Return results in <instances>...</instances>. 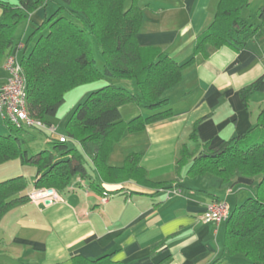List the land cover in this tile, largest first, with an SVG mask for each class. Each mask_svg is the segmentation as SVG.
Returning <instances> with one entry per match:
<instances>
[{"label":"crops","instance_id":"1","mask_svg":"<svg viewBox=\"0 0 264 264\" xmlns=\"http://www.w3.org/2000/svg\"><path fill=\"white\" fill-rule=\"evenodd\" d=\"M219 1L135 0L142 11L138 45L159 48L176 63H185ZM261 7L264 0L254 4L251 24H259ZM44 13L39 9L30 18L39 21ZM240 14L250 21L244 9ZM0 70L1 84L7 76L3 62ZM263 74L264 39L249 40L238 51L209 48L207 56H195L180 82L164 93L169 117L131 132L123 124L149 113L137 104L120 107L123 126L114 130L116 140L106 162L121 167L126 156L140 154L139 167L147 181H103L87 157L86 177H74L63 190H56L59 202L24 200L3 215L0 264H70L74 256L93 260L106 255L121 264H246L224 246L225 222L203 223L200 216L213 200L226 202L232 210L254 191L259 178L235 177L224 184L211 175H188L191 160L179 172L176 166L182 146L197 154L204 144L214 146L253 132L264 108V91L252 94L245 106L240 91ZM118 85L138 91L129 82ZM11 163L13 167L0 173V181L23 177L26 187L17 195L23 197L34 187L36 170L19 160L1 167Z\"/></svg>","mask_w":264,"mask_h":264},{"label":"trees","instance_id":"2","mask_svg":"<svg viewBox=\"0 0 264 264\" xmlns=\"http://www.w3.org/2000/svg\"><path fill=\"white\" fill-rule=\"evenodd\" d=\"M49 2L53 11L47 15ZM249 3L250 0H220L214 17L197 37L191 59L178 64L159 48L138 45L136 37L142 25V11L135 0L127 7L126 0H17L15 3L0 0V65L2 62L4 65L7 56L16 57L18 51L26 50L34 39L28 55L17 61L25 79L27 114L43 126L32 128L49 134V148L31 156L25 148L29 133L24 126L16 127L3 120L9 134L0 137V167L14 160L31 165L36 170L34 187L57 191L63 190L74 177H86L87 157L103 181H147L139 167L140 154L126 156L121 167L107 164L106 158L116 140L114 130L124 125L128 131L135 132L148 123L169 117L171 110L164 93L180 82L195 56L205 57L209 48L223 46L238 51L249 40L264 39V7L258 10L259 24L254 27L241 17L242 9ZM39 9L45 11L42 19L31 20V14ZM25 22L33 28L25 44L20 43V49L14 44V32ZM93 49L102 59L101 71L96 66ZM105 78L132 81L138 91L132 93L123 86L106 82ZM91 84L101 87L74 107L64 124V135L51 138L56 127L48 118L56 116L66 94ZM263 91L264 74L240 91L243 105L252 94ZM127 104L140 105L149 115L122 125L119 109ZM194 129L190 138L196 141V126ZM59 137L64 141L60 142ZM200 147L196 154L182 146L177 172L191 160L187 171L190 176L211 175L224 184L235 177L259 178L254 191L229 210L224 223V246L230 255L243 257L246 264H264V108L253 132ZM25 187L26 181L21 176L0 181V220L15 205L27 200V194L17 197ZM218 201L222 200H213L205 207ZM70 264L121 263L106 255L93 260L74 256Z\"/></svg>","mask_w":264,"mask_h":264},{"label":"built area","instance_id":"3","mask_svg":"<svg viewBox=\"0 0 264 264\" xmlns=\"http://www.w3.org/2000/svg\"><path fill=\"white\" fill-rule=\"evenodd\" d=\"M20 46H22L20 44ZM21 48V47H20ZM7 72V79L0 84V117L11 122L16 127H40L42 124L29 118L26 111V86L21 66L14 55L7 56L3 65ZM53 133L54 129L49 128ZM63 142L64 138L59 137ZM101 202H105L107 194H103ZM27 200L30 203L55 204L59 202V194L53 188L33 187L27 193ZM229 217V207L223 201L213 202L207 205L202 212L200 219L203 223H213L218 226L225 222Z\"/></svg>","mask_w":264,"mask_h":264},{"label":"rangeland","instance_id":"4","mask_svg":"<svg viewBox=\"0 0 264 264\" xmlns=\"http://www.w3.org/2000/svg\"><path fill=\"white\" fill-rule=\"evenodd\" d=\"M257 1H259V0H250L249 5L244 8V17H247V19L250 20L247 23H250V25H252L253 27L257 23V22H253V24H251L254 13H255L254 4ZM129 3H130V0H126L125 7L129 6ZM1 11L2 10L0 8V14H1ZM52 11H53L52 10V2H49L47 5L46 14L50 15ZM35 20H37V19H35ZM27 24L28 23H26V22L20 24L14 32V44L15 45L18 44V48L21 47L20 49H22V46H20V43L25 44L27 37L29 36V34L31 33V30L33 28V27L30 28V25H27ZM22 36H23V39H21ZM33 42H34V39H32L28 43L26 50H24V51L21 50V51L17 52V54H16L17 60L20 61L24 55L25 56L28 55V53L31 50V46H32ZM93 56H94V59L96 62V66L101 71L103 69L102 68V59H101L99 53L95 49H93ZM1 75H2V71L0 70V76ZM105 79L108 83H111V84L116 85V86L120 82H122V83L129 82L134 87V84L132 81H128V80L126 81V80H121V79H111V78H105ZM94 86H95L94 84L81 86V87H78V88L74 89L73 91L69 92L68 94H66V96L64 98L65 101H64L63 105L60 107V109L58 110L56 116L53 118H48V121L51 122L56 127V132L54 135H51V138L56 139V138H58L59 135L63 134L64 124H65L66 120L69 118V116L71 115L74 107L78 103H80V101L85 99V97L90 92V90H88V89L91 87L94 88ZM129 91L132 92V90H130V89H129ZM24 128L29 133L28 142L25 145V148H26L28 155H31V156L35 155L40 150L45 149V147L49 148V145L47 144L49 134L47 132L40 130V129L32 128V127H24ZM8 134H9V131H8L7 127L5 126L3 119L0 117V137H5ZM13 164L14 163L9 164L8 166H10V167H0V173L2 174L4 170H7L8 168L13 167L14 166Z\"/></svg>","mask_w":264,"mask_h":264}]
</instances>
